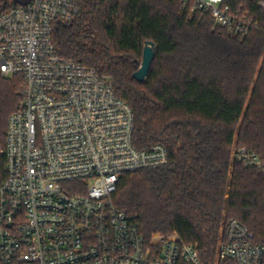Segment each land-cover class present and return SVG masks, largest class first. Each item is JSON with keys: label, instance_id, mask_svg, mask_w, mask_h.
I'll use <instances>...</instances> for the list:
<instances>
[{"label": "trees", "instance_id": "trees-1", "mask_svg": "<svg viewBox=\"0 0 264 264\" xmlns=\"http://www.w3.org/2000/svg\"><path fill=\"white\" fill-rule=\"evenodd\" d=\"M262 1L227 0L257 23L245 36L216 27L183 0H82L81 14L57 22L52 33L61 57L96 70L131 106L136 147L168 149V166L121 177L116 206L146 238L177 233L198 250L201 264H236L218 259L230 219L264 245V174L233 159L234 148L244 147L264 160ZM148 41L157 52L140 83L134 73ZM22 84L0 74V183Z\"/></svg>", "mask_w": 264, "mask_h": 264}, {"label": "built area", "instance_id": "built-area-1", "mask_svg": "<svg viewBox=\"0 0 264 264\" xmlns=\"http://www.w3.org/2000/svg\"><path fill=\"white\" fill-rule=\"evenodd\" d=\"M183 1L231 35L258 27L227 0ZM81 11L82 0H8L0 11V74L23 79L6 134L0 264H201L177 233L146 238L115 204L123 175L164 168L169 152L163 144L137 148L133 110L113 83L57 53L55 24ZM233 159L264 174L255 151L235 147ZM218 259L263 264L264 245L230 219Z\"/></svg>", "mask_w": 264, "mask_h": 264}, {"label": "water", "instance_id": "water-1", "mask_svg": "<svg viewBox=\"0 0 264 264\" xmlns=\"http://www.w3.org/2000/svg\"><path fill=\"white\" fill-rule=\"evenodd\" d=\"M7 1L8 0H4V6L6 5ZM29 1L30 0H26L25 2H17V3L25 5ZM156 52H157L156 45L151 41L146 42L143 52V61L141 63L139 70L136 73H134V78L138 82L144 83L147 81L151 70V66L156 56Z\"/></svg>", "mask_w": 264, "mask_h": 264}, {"label": "rangeland", "instance_id": "rangeland-1", "mask_svg": "<svg viewBox=\"0 0 264 264\" xmlns=\"http://www.w3.org/2000/svg\"><path fill=\"white\" fill-rule=\"evenodd\" d=\"M26 0H10V3H13V2H25ZM141 62H142V59H141ZM140 63V62H139Z\"/></svg>", "mask_w": 264, "mask_h": 264}]
</instances>
